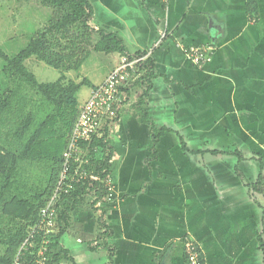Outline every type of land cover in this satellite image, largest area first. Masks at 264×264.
<instances>
[{"label":"crops","instance_id":"1","mask_svg":"<svg viewBox=\"0 0 264 264\" xmlns=\"http://www.w3.org/2000/svg\"><path fill=\"white\" fill-rule=\"evenodd\" d=\"M88 1L93 26L148 55L155 77L139 107L147 119L137 109L147 86L136 83L105 151L91 155H112L99 182L108 235L97 239L95 199L84 202L60 264H186L190 242L205 264H264V0L256 11L248 0ZM193 46L210 60L190 61ZM105 56L110 69L94 87L124 57ZM151 126L167 129L156 144Z\"/></svg>","mask_w":264,"mask_h":264},{"label":"trees","instance_id":"2","mask_svg":"<svg viewBox=\"0 0 264 264\" xmlns=\"http://www.w3.org/2000/svg\"><path fill=\"white\" fill-rule=\"evenodd\" d=\"M41 2L44 7L53 9V13L56 11L55 18L51 20L52 24L44 32L34 35L26 47L13 57L7 56L0 48V61H4L2 73L10 80H17L16 94L23 87H30L40 97L42 104L53 107L49 115L40 124L35 125L31 113L13 110L11 104L13 95L12 97L10 93L0 95V235L4 234V227L9 231V235L2 236L5 238H2V243L7 249L5 255H0V264H36L35 259L45 240L48 241L45 245L46 257H49L46 264H60L64 259L70 260L60 240L71 228L72 213L94 192L96 197L92 207L99 215L98 222L102 231L97 239L108 235L107 212L100 206V202L107 198L108 191L105 185L100 183H95L91 188L87 185H78L76 191L64 195L65 198L58 207L56 229L51 235L45 236L43 229L35 230L41 221V209L54 194L57 178L63 169L69 138L80 114L78 94L84 85H89L92 89L97 87L88 80L84 81L85 84L74 81L65 83V72L79 69L88 60L89 52L80 43V38L77 40L78 36L70 41V47H62L56 43L59 34L68 39L72 29L80 25L88 33V39L94 34L99 36L98 42L93 46L95 52L106 55L118 53L128 61L145 55L128 53L119 35L95 28L92 24L94 8L88 0H41ZM248 4L250 9L257 10V0H248ZM32 58L61 71L60 79L54 83H40L27 67V61ZM137 72L139 78L131 86L134 87L136 83L147 86L138 104L140 113L147 119L146 113L139 107L149 94L151 82L155 77L154 62L151 58L141 62ZM7 126L9 131L4 133L3 129ZM109 127L110 125L104 127L101 138L94 139L91 145L92 155L96 147H101L105 151ZM166 132L165 128L151 126L154 143L159 142ZM101 159V161L92 159L85 168L101 180H106L109 178L112 155H103ZM37 162H45L52 167L48 187L50 198L44 200L42 196H36L32 201L26 196L27 192L23 194L18 186L22 184V187H27L26 184L20 183L23 176L22 167L29 168ZM25 242L27 244L22 249ZM94 248L105 247L98 244ZM110 248L106 245V249Z\"/></svg>","mask_w":264,"mask_h":264},{"label":"rangeland","instance_id":"3","mask_svg":"<svg viewBox=\"0 0 264 264\" xmlns=\"http://www.w3.org/2000/svg\"><path fill=\"white\" fill-rule=\"evenodd\" d=\"M55 15L56 11L54 10L53 13V9L44 7L41 0H0V48L9 57L17 55L24 47H26L34 35L39 32H44L50 24H52L51 20L52 18H55ZM74 37H77V40L80 38V43L87 48L89 52L88 60L79 69H72L69 72H65V83H68V81L84 83V81L87 80L92 84L100 83L102 78L108 73L110 67L107 56L103 53L95 52L93 49V46L99 40V36L94 34L88 39V33H86L80 25H77L68 35V39L62 37L60 33L56 43L60 44L62 47H70V41L73 40ZM3 66L4 61L1 60L0 95L5 93H10L11 97L13 95L11 100L13 110H18L20 112L24 111L26 114L31 113L34 116L35 125L40 124L53 110V107H46L48 105L42 104L40 102V97L36 95V92L31 90L30 87L25 86L16 94L18 82L15 79L10 80L3 75ZM27 67L35 74L40 83H54L60 79L62 73L61 71L48 66L44 62L38 61L36 58L27 61ZM89 90V85H84L81 88L78 94L79 102L87 101ZM35 127L36 126H34V128ZM8 131L9 126L3 129L4 133H7ZM11 140L13 139L11 138ZM91 152V150L89 152L85 151L89 161H92L90 158L92 155ZM83 155L84 152L82 151L78 156L83 157ZM21 172L23 173V176L20 183H24L27 186L26 188L22 187V184L18 186L23 194L26 191V196L32 201L35 200L36 196H42L44 200L50 198V190H48L52 172L50 164L37 162L29 168L23 166ZM59 176L57 178V183ZM95 197L94 192L86 198L85 202L90 203ZM3 232L4 234L0 235V255H5L6 253L7 246L2 243V238H4L2 236L9 235L8 228L4 227Z\"/></svg>","mask_w":264,"mask_h":264},{"label":"built area","instance_id":"4","mask_svg":"<svg viewBox=\"0 0 264 264\" xmlns=\"http://www.w3.org/2000/svg\"><path fill=\"white\" fill-rule=\"evenodd\" d=\"M162 1L165 4L170 2V0ZM185 52L188 59L198 66L210 60L209 50L205 47L193 46ZM147 58L148 55L137 56L131 61L123 58L103 83L91 90L88 100L80 107L78 120L70 135L68 150L64 155L63 169L55 192L46 207L42 209L41 221L35 230L43 229L45 236L51 235L56 229L58 207L65 196L76 191L78 185H87L91 188L101 181L93 172L86 170L85 167L91 161L87 159L85 151L92 150L91 145L94 139L101 138L104 127L117 119L123 100L128 94L127 91L133 88L132 83L139 78L138 65L145 62ZM82 151L84 152L83 157L78 156ZM26 244L27 242L24 243L22 249ZM46 244H48L47 240L44 241L37 254L36 264H46L49 261L46 257ZM188 248L186 264H205L201 251L194 242L188 243Z\"/></svg>","mask_w":264,"mask_h":264},{"label":"bare ground","instance_id":"5","mask_svg":"<svg viewBox=\"0 0 264 264\" xmlns=\"http://www.w3.org/2000/svg\"><path fill=\"white\" fill-rule=\"evenodd\" d=\"M43 9V8H42ZM41 11V10H40ZM179 42V41H178ZM213 45V44H212ZM161 47V46H160ZM154 52V51H153ZM126 57V56H125ZM194 65V64H193ZM81 72V71H80ZM82 78V77H81ZM131 92V91H130ZM124 105V104H123ZM138 109V108H137ZM237 152V151H236ZM229 153H231V152H229ZM148 164V163H147ZM148 167V166H147ZM76 225V224H75ZM99 234V233H98ZM104 242V241H103ZM185 247H186V245H185ZM185 257H186V255H185ZM186 259V258H185Z\"/></svg>","mask_w":264,"mask_h":264}]
</instances>
